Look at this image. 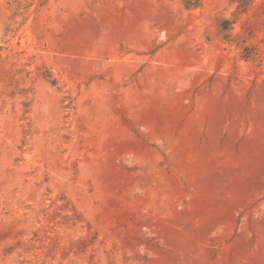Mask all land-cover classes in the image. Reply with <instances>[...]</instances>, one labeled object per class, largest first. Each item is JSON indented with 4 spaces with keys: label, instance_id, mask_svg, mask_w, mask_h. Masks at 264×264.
I'll return each mask as SVG.
<instances>
[{
    "label": "rangeland",
    "instance_id": "1",
    "mask_svg": "<svg viewBox=\"0 0 264 264\" xmlns=\"http://www.w3.org/2000/svg\"><path fill=\"white\" fill-rule=\"evenodd\" d=\"M0 264H264V0H0Z\"/></svg>",
    "mask_w": 264,
    "mask_h": 264
}]
</instances>
